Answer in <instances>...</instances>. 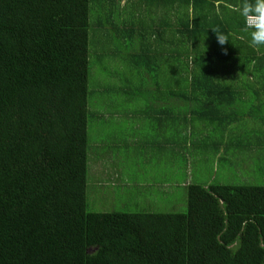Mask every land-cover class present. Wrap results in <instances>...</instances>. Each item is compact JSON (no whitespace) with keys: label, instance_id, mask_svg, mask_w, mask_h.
<instances>
[{"label":"trees","instance_id":"trees-1","mask_svg":"<svg viewBox=\"0 0 264 264\" xmlns=\"http://www.w3.org/2000/svg\"><path fill=\"white\" fill-rule=\"evenodd\" d=\"M242 3L0 0V264H264V186L186 182L185 212L96 213L88 200L89 123L105 118L91 110V56L121 60L134 87L100 96L139 97L181 120L192 140L180 170L193 150L219 151L240 102L264 108V52L249 45ZM235 63L253 81L241 65L226 79ZM149 89L168 106L155 112Z\"/></svg>","mask_w":264,"mask_h":264},{"label":"rangeland","instance_id":"rangeland-1","mask_svg":"<svg viewBox=\"0 0 264 264\" xmlns=\"http://www.w3.org/2000/svg\"><path fill=\"white\" fill-rule=\"evenodd\" d=\"M122 4L124 3H120V6ZM97 52L100 53V46H97ZM91 64L93 73L95 72L90 79L91 110L103 113L101 107L106 115L111 112V117L104 118L102 124L100 119L89 123L90 142L94 149V154L90 152L89 156V211L185 212L187 192L182 184L186 182L202 186L210 184L264 186V136L260 134L264 133V108H253L243 101L236 108L240 110L242 121L227 129L225 143L218 152L210 147L193 150L192 155H189L190 152L185 154L188 164L180 163L182 165L180 170L176 167L172 169L173 163L179 160V154L176 157L171 156L166 164L165 161L149 157L153 153L145 151L140 153L142 156L136 153L137 160L133 161L131 158L125 161L133 162L131 166L125 165L122 161H117L113 165L112 159L117 155L114 157L112 150L109 152L108 147L101 146L107 141L105 137L114 134V137L119 136V130L129 134L136 125H140L128 118V114L118 116L122 121L118 122L115 117L113 120V111L140 112L145 110L146 102L139 97L128 101L123 94L100 96L101 89L134 87L133 84L129 87L122 83L123 75L119 73L123 70L124 63L121 60L100 64L91 56ZM101 99L105 100H102V104ZM203 127L201 132L206 134L208 131L214 140L220 138L217 127L206 125ZM116 150L122 151L123 148L120 146ZM132 154L134 153L130 155Z\"/></svg>","mask_w":264,"mask_h":264},{"label":"crops","instance_id":"crops-1","mask_svg":"<svg viewBox=\"0 0 264 264\" xmlns=\"http://www.w3.org/2000/svg\"><path fill=\"white\" fill-rule=\"evenodd\" d=\"M254 49L258 51L259 59H261L262 56L260 50L264 52V47H259ZM246 52L248 53V51ZM236 65H241V66H237L241 69L239 70V72H241L242 76L244 74L245 78L251 81L252 77L248 75V71H246V68L240 63L239 64L235 63V66L229 65L227 71L225 72V78L231 79L230 73L232 69H234L233 67H236ZM258 74L259 75L261 74L262 77L264 76V57L262 58V62L258 63L257 75ZM231 81H233V79H231ZM146 97L149 104L154 106L155 112H157V109L159 107L161 108L168 106L167 104L168 101L165 98V94H163V89L161 90L149 89V91L146 94ZM262 98H264V95H262ZM104 111L105 110L102 109L103 113L101 112L100 113L105 118L111 117L110 113L106 115ZM123 114H128L127 115L128 118L134 120L135 123H140V125H136V128L133 129V131H131L129 134L126 132H121L119 130V136L114 137L115 134L111 136L112 137L111 145H113L114 147L112 153L114 157L117 155L115 159L114 158L112 159L113 165H115L117 161H122L123 163H125V165L131 166L133 162L127 163L125 161L131 158L133 159V161L137 160L136 153L138 154V156H142V154H140L142 151L152 152L153 154L150 155L149 157L157 158L159 160L165 161V163L167 164L168 159L170 158V154L173 153V155L179 154V156H183L182 147L184 143H190L192 140L191 137L186 138V130L181 120L180 121L175 119L170 120L166 116H164L163 113L155 114L150 111L147 112V110L134 112V113L133 112L127 113L125 110H123V112L114 110L113 120L115 117L118 120V122L122 121V118H119L118 116H121ZM124 119L126 120V118ZM199 129L202 130V127L196 125L195 127L196 132H198ZM191 130L194 131L193 126ZM261 134L264 136V133ZM101 146L105 147L106 145L103 143ZM120 146L123 148V150L122 151L116 150ZM132 152L134 154L130 155ZM174 163H176V161ZM121 171L122 170H118V172Z\"/></svg>","mask_w":264,"mask_h":264},{"label":"clouds","instance_id":"clouds-1","mask_svg":"<svg viewBox=\"0 0 264 264\" xmlns=\"http://www.w3.org/2000/svg\"><path fill=\"white\" fill-rule=\"evenodd\" d=\"M239 15L243 18V30L250 35L249 45L254 48L264 47V0H254V3L244 0ZM217 41L219 45H224L227 38L217 35Z\"/></svg>","mask_w":264,"mask_h":264}]
</instances>
